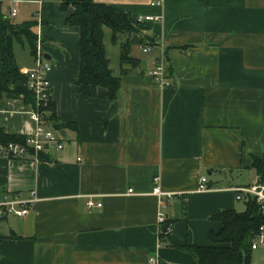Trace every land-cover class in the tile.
<instances>
[{"label":"crops","instance_id":"0c3cea01","mask_svg":"<svg viewBox=\"0 0 264 264\" xmlns=\"http://www.w3.org/2000/svg\"><path fill=\"white\" fill-rule=\"evenodd\" d=\"M0 1L6 16L15 7L14 19L36 21L64 139L50 161L0 158V195L37 198L26 217L0 220V264H194L169 244L210 246L221 229L211 218L243 211L235 189L258 176L254 158L264 167V0H93L135 21L158 19L143 23L153 47H142L140 35L113 40L104 29L109 70L120 81L113 101L103 88L92 96L77 85L80 31L66 25L72 7ZM126 42L134 67L121 66ZM28 51L13 48L23 75L35 69ZM157 64L163 85L151 76ZM30 112L22 99H0V129L33 134ZM202 177L207 190L198 192ZM160 214L170 224L163 240ZM250 264H264V243Z\"/></svg>","mask_w":264,"mask_h":264},{"label":"trees","instance_id":"16d2710c","mask_svg":"<svg viewBox=\"0 0 264 264\" xmlns=\"http://www.w3.org/2000/svg\"><path fill=\"white\" fill-rule=\"evenodd\" d=\"M69 7L73 8V13L67 18L66 25L77 27L80 31L77 85L82 89L90 87L92 96H95L97 88H103L107 91L108 100L113 101L120 90V81L114 78L109 70L103 45L104 29L111 31L113 40L119 34L128 37L140 35L142 47H153L154 43L146 36L144 24L138 23L127 13L117 12L110 6L95 3L93 0L60 1L62 12ZM35 26V20L21 25L14 24L13 20L3 13V4L0 1V99H22L25 104L33 105L28 78L20 73L16 64L13 42H25L31 55L35 56ZM120 62L122 67H134L137 63L129 55V42L121 46ZM122 73L126 74L127 71L122 70ZM46 110L48 122L55 130L60 131L62 126L57 124L52 101ZM9 142L23 143L25 138L7 134L0 129V143ZM39 161H50V157L41 156ZM253 166L258 175L264 178V167L258 159H253ZM242 204L244 209L241 212L225 210L211 218L221 224V229L217 233H210V246H177L173 243L169 246L191 254L194 264H250L251 244L258 234L259 227L264 224V217L260 216L253 199L249 198ZM169 225L165 222L161 227L160 240L167 236ZM1 239L3 238L0 237Z\"/></svg>","mask_w":264,"mask_h":264},{"label":"built area","instance_id":"2783aa9c","mask_svg":"<svg viewBox=\"0 0 264 264\" xmlns=\"http://www.w3.org/2000/svg\"><path fill=\"white\" fill-rule=\"evenodd\" d=\"M18 10L15 7L9 9L8 17L14 19L17 16ZM154 18H139L138 23L143 24L145 21H157ZM37 51L35 55V69L27 76L28 89L32 93L33 105L28 117L35 124L33 134L25 137V142L15 143L9 142L6 144L0 143V158L9 160L22 161H39L41 156L50 157L54 154L63 151L64 139L58 130L50 128L48 122V112L46 108L51 102V87L47 79L48 73L51 71L50 65L43 58L40 51V41L37 42ZM149 49V48H146ZM152 78L163 85V69L160 64L156 65L155 70L151 73ZM78 161H81L79 158ZM156 181V180H155ZM207 179L202 177L197 191L203 192L207 190ZM132 190H128L131 193ZM235 199L237 202L243 203L251 198L255 201L260 215L264 216V178L258 175L249 186L235 189ZM153 195L161 197L163 194L158 186H155ZM37 198L34 192H31L29 198H21L18 194L6 193L0 195V220L12 217L22 219L26 217L35 207ZM88 207H93L94 203L88 202ZM100 207V205H97ZM165 223L164 215L158 216V224L162 227ZM170 232V228L167 231ZM264 243V224L258 229V234L253 239L251 250H255L258 246ZM152 264L156 261L151 260Z\"/></svg>","mask_w":264,"mask_h":264},{"label":"rangeland","instance_id":"374dc122","mask_svg":"<svg viewBox=\"0 0 264 264\" xmlns=\"http://www.w3.org/2000/svg\"><path fill=\"white\" fill-rule=\"evenodd\" d=\"M19 6H17V8H18ZM3 10H5V12L7 13V8H6V4H3ZM30 16H28L26 19H24V15L23 14H20V16L17 18V19H14L13 21H14V24H16V25H21V24H23V23H25V22H28V21H30ZM13 48H14V50H15V53H16V55H18L19 56V53H23V54H29V51H28V48H27V46H26V43L25 42H23V43H20V42H18V41H14L13 42ZM240 203V202H239ZM241 205H240V209H241V207H243V204L242 203H240Z\"/></svg>","mask_w":264,"mask_h":264},{"label":"water","instance_id":"95a60500","mask_svg":"<svg viewBox=\"0 0 264 264\" xmlns=\"http://www.w3.org/2000/svg\"><path fill=\"white\" fill-rule=\"evenodd\" d=\"M43 58L45 59V60H49L50 58L47 56V55H43ZM62 134V133H61ZM261 217H264V216H262V215H260Z\"/></svg>","mask_w":264,"mask_h":264}]
</instances>
